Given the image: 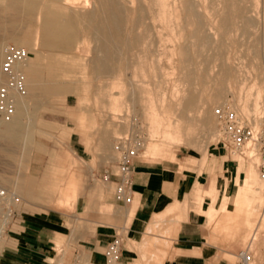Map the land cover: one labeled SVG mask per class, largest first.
I'll return each instance as SVG.
<instances>
[{"label":"rangeland","instance_id":"rangeland-1","mask_svg":"<svg viewBox=\"0 0 264 264\" xmlns=\"http://www.w3.org/2000/svg\"><path fill=\"white\" fill-rule=\"evenodd\" d=\"M38 1L45 4L48 0ZM153 1L116 0L123 13L120 17L123 23L115 31L116 36L110 37L108 32L114 29L106 30L110 13L103 0H58L56 3L62 6L66 16L84 17L85 21L70 51H47L39 42L40 19L35 15L20 17L7 5V0H0V43L28 51L29 69L38 71L43 84V92L41 88L35 93L27 92L25 120L22 123L17 117L11 122V127L19 128L13 133V140L1 139L0 185L19 197L15 211L22 217L38 212L61 217L62 235L48 255L56 254L53 263L48 261L50 264L58 260L60 264H119V261L106 262L105 246L95 252L84 243L97 228L108 230V227L119 235V254L122 247L131 254L128 264H161L167 255L180 219L175 209L168 206L154 216H162L160 222L155 223L153 218L146 233L143 228L130 233V239L123 228L126 220L123 221L121 215L125 206L112 199L114 183L100 179L102 170L108 166L114 168L121 156L122 150L115 148L118 139L127 135L125 138L138 146V155L132 159V171L137 164L161 162L165 165L174 161L180 168L197 164L199 172L207 158L220 149L212 113L216 105L227 102L253 117L258 101V107L263 110L258 121L264 116V0H248L249 26L237 17L227 16L226 10L235 0H192L205 25L202 31L183 14L179 0H168L171 6L175 3L179 11V19L168 23L162 20ZM142 9L144 12L139 17ZM86 14H91L92 18ZM11 26L17 28L16 32L32 31L28 39L35 43L34 50L40 58L26 46L10 40L14 32ZM94 30L100 31L101 40L91 35ZM195 34L209 35V43L201 48L203 45L194 40ZM3 80L0 72V83ZM255 90H261L260 97H256ZM188 96L194 97L190 109L182 102ZM148 119H152L151 122ZM67 128L73 129L69 135ZM3 148L7 149L6 153ZM248 170L252 174L249 185L243 184L242 168L234 175L237 188L231 200L232 210L224 206L219 210L208 208L207 214L217 215L215 225L223 232L238 229L244 233L243 223L250 217L243 242L254 234L251 249L256 254L257 240L264 236V179L258 176L255 166L249 164ZM225 181L233 186L228 179ZM69 184H73L76 199L67 202L64 194H71ZM98 191L104 195L99 197ZM215 191L219 195V191ZM213 193L214 190L209 192ZM186 195L195 204H200L206 196L198 188ZM101 202H107L111 209L100 207ZM183 204L185 207L186 199ZM103 212L109 216L106 224L87 223L101 220ZM239 218L243 220L241 229L235 224ZM17 225L15 214L6 223L0 240V264H8L19 229ZM147 242L151 245L149 248L145 246ZM163 243L168 246H159ZM124 245H128V249Z\"/></svg>","mask_w":264,"mask_h":264},{"label":"crops","instance_id":"crops-1","mask_svg":"<svg viewBox=\"0 0 264 264\" xmlns=\"http://www.w3.org/2000/svg\"><path fill=\"white\" fill-rule=\"evenodd\" d=\"M72 130L67 128V135ZM70 150L75 155L73 149L70 148ZM197 166L192 164L191 168H180L178 162L174 161L165 165L161 162L151 165L137 164L131 172V201L124 205L125 208L121 213L123 221L126 220L123 228L130 239H132L130 233L140 232L143 228L146 233L154 216L168 206H172L176 215L178 214L177 219L179 217L180 219L177 220L167 255L161 264H235V255L243 249L249 237L243 242V235L249 229L251 218L248 217L243 223L244 233L226 230L223 232L218 229L219 226L215 225L217 215L211 217L207 214V209L219 210L224 206L226 210H232L231 200L237 188L234 175L237 169L242 168L244 176L248 170V164H238L237 159L227 156L219 149V152L207 158L205 167L201 171L197 172ZM226 179L233 183L234 187L227 185ZM69 186L71 194H64V199L67 202L75 201L73 184ZM196 188L206 195L200 204L190 201L189 195L185 196L190 192L194 193ZM215 189L219 191V195ZM211 190H214L213 194H209ZM97 195L100 197L104 193L98 191ZM184 199H186L185 207ZM98 205L111 209L107 202H101ZM102 214L101 220L87 223L95 226L106 224L109 216L104 212ZM242 222L241 218L235 220L238 228L242 226ZM16 223L19 229L14 237L11 256L7 259L8 264H46L50 258H54L56 254L49 257L48 255L55 249L56 242L62 235V227H60L62 220L59 215L38 212L27 213L26 217H22L17 212ZM116 233L111 227H108V230L97 228L95 234L88 240H84V243H88V247L93 251L99 252L97 250L108 242L107 238H111ZM81 236L83 237L82 233ZM252 236L254 237V234ZM257 243V253L252 251L253 263L264 264V236L259 237ZM124 247L128 249V245ZM130 256L131 254L125 252L122 247L119 264H128L127 260Z\"/></svg>","mask_w":264,"mask_h":264},{"label":"bare ground","instance_id":"bare-ground-1","mask_svg":"<svg viewBox=\"0 0 264 264\" xmlns=\"http://www.w3.org/2000/svg\"><path fill=\"white\" fill-rule=\"evenodd\" d=\"M56 1L58 0H48L45 4L42 3V1H38V0H7V5L15 12L17 13L20 17L22 16H25V17H31L32 15H35V17L37 19H40V28H41V32L42 34H40L41 36H39V42H40V46L42 47V49H45L47 51H56V50H59V51H70V49L72 48V45L73 43L77 40V35L79 34V32L81 30H83V28L81 27L82 23L85 21V18L84 17H75L74 16H71V15H68L66 16L62 10H61V7H60V4L58 5L56 3ZM63 1V0H61ZM105 3L108 4L109 6V13H110V20L109 22L107 21V26H106V30L108 32L109 29H114V32H108L110 33L109 36L110 37H115L116 36V33L115 31L117 30L118 26L121 25L123 23V20L121 17V15L123 14L122 13V10L121 8L118 6L117 3H115L114 0H103ZM178 1V0H177ZM181 6H182V9H183V14L192 22V24H194L195 26L197 25V28H199L200 31H202V28L205 26L202 22H201V17H199V13H197V10H196V6H195V2H193L192 0H179ZM162 20L163 21H167V23L172 19L173 22L176 20V19H179V11H178V6L175 4H173L171 6V4H169L168 0H154L153 1ZM65 3V2H64ZM250 3V1H249ZM249 3H248V0H235L234 4L232 5V7L230 9H227L226 10V14L227 16H232V17H237L239 19H241L242 23L245 25V26H249L251 25V17L248 16L250 13V8H249ZM63 5V4H61ZM66 5V4H65ZM104 5V4H103ZM249 5V6H248ZM64 8V7H63ZM214 8V7H213ZM65 11V10H64ZM69 11V10H67ZM156 11V13H157ZM180 11V12H181ZM144 10L142 9L141 10V14L139 13V17L143 14ZM212 12V11H211ZM220 12V11H219ZM67 14V13H66ZM182 14V13H181ZM182 14V16H184ZM88 15V14H86ZM158 15V14H157ZM92 15H88L89 18H92L91 17ZM159 17V15L157 16ZM35 18V19H36ZM136 20V18H135ZM160 21V20H159ZM2 22V21H1ZM146 22V21H145ZM171 22V21H170ZM138 23V22H137ZM85 24V23H84ZM144 25V24H143ZM167 25V24H166ZM172 25V24H170ZM31 27V26H30ZM12 30H14V32L12 33L11 37H10V40H12L14 43H16L17 45H23V46H26L27 49L31 52H33L35 55H37L36 57L37 58H40V54L37 53V51L34 50V46H35V43L33 42H29V37H31V33L32 31H29L28 29H26L25 31H22V32H16L17 31V28L15 26H11L10 27ZM123 28V27H122ZM168 28V27H167ZM174 28V27H173ZM187 28V27H186ZM235 28V27H234ZM170 29V27H169ZM32 30V29H31ZM85 30V29H84ZM172 30V28H171ZM170 30V31H171ZM137 31V30H136ZM194 31V30H193ZM192 31V32H193ZM197 31V30H196ZM37 32V31H36ZM39 32H40V29H39ZM84 32V31H83ZM85 33V32H84ZM83 33V35H84ZM196 33V32H195ZM203 33V32H202ZM38 34V33H36ZM150 34V33H149ZM170 34V33H169ZM91 35L96 39V40H101V35H100V31L99 30H94L91 32ZM173 35V34H172ZM179 35V33H178ZM196 35V34H195ZM197 36V35H196ZM195 36V37H196ZM209 36V35H208ZM208 36H205L204 34L200 35V36H197L196 39L194 40H198L200 42V45L202 46L201 48L204 47V45H206V43L208 42L209 38ZM81 37V36H80ZM84 37V36H82ZM89 37V36H88ZM139 37V36H138ZM151 36H149L150 38ZM181 39V37H179ZM81 39V38H80ZM137 40V39H136ZM139 40V38H138ZM141 42V40H139ZM195 41V42H196ZM143 42V41H142ZM147 42V41H146ZM192 42V41H191ZM76 43V42H75ZM209 43V42H208ZM144 45V44H143ZM150 45V44H149ZM193 45V44H192ZM208 45V44H207ZM74 46V45H73ZM199 46V45H197ZM75 47V46H74ZM3 48H4V44L1 42L0 43V60L2 58V51H3ZM74 49V48H73ZM72 49V50H73ZM25 50V49H24ZM182 50H184V48H182ZM26 51V50H25ZM106 53L107 51L104 53V55L106 56ZM138 54V53H137ZM42 55V54H41ZM40 56V57H39ZM169 56V55H168ZM178 56V55H177ZM30 56H28L27 58H25L23 61H20V62H17L15 64V67L16 69H18L20 71V73L22 74V83H23V87H24V94L22 95H16L15 96V100H14V112L12 114V116L8 119V120H1L0 121V142L4 139V137H6L8 140H13V133L18 131L19 128L16 127V126H12L11 127V122L13 119L17 118L18 117V120L20 122L23 123V116L25 115L26 113V99L28 97L27 95V92L29 91L30 93H35L37 92V90H39L41 88V86L43 85L40 81V78H38L37 76V73L38 71L34 70V69H29L30 65L28 63V59H29ZM107 57V56H106ZM36 63V62H35ZM153 64V62H152ZM142 65V64H141ZM158 65V64H157ZM35 66L32 64V67ZM37 66V65H36ZM145 66V65H144ZM144 66H139V68L143 67L144 69ZM152 66V65H151ZM155 66V65H153ZM152 66V67H153ZM39 67V66H38ZM147 67V65L145 66ZM151 67V68H152ZM36 68V67H35ZM186 68V67H185ZM22 69V70H21ZM40 70V69H39ZM149 69L147 68V71ZM142 71V70H141ZM145 71V70H144ZM147 71L145 73H147ZM151 73H152V70H150ZM150 71L148 73H150ZM158 71V70H157ZM40 73V71H39ZM147 73V74H148ZM156 73V71H155ZM183 73V72H182ZM153 74V73H152ZM41 75V74H40ZM153 76V75H152ZM154 78V77H153ZM155 78H156V75H155ZM160 80V79H159ZM161 82V81H160ZM127 85V84H126ZM55 86V85H54ZM137 86V85H136ZM140 86V85H139ZM46 87V86H44ZM56 87V86H55ZM138 87V86H137ZM135 87V88H137ZM142 86H140L141 88ZM47 88H50L47 87ZM53 88V87H52ZM157 88V87H156ZM176 88V87H174ZM55 90H57V88H54ZM62 89V88H61ZM146 89V88H145ZM158 89V88H157ZM173 89V88H172ZM253 89V88H252ZM257 89V88H255ZM42 92H43V89L41 88ZM60 90V89H58ZM63 90V89H62ZM143 90V89H142ZM159 90V89H158ZM157 90V92H158ZM140 91V90H138ZM149 91V90H148ZM260 91L261 90H255V92H257V96L256 97H260ZM39 92V91H38ZM61 92V91H60ZM173 92V90H172ZM179 92V91H178ZM252 92V91H251ZM47 93V91H46ZM133 93V92H132ZM147 93V92H145ZM162 93V92H161ZM177 93V92H176ZM249 95H250V92H248ZM253 93V92H252ZM148 94V93H147ZM132 95V94H131ZM173 95V94H172ZM248 95V94H247ZM133 96V95H132ZM164 96V95H163ZM131 97V96H130ZM134 97V96H133ZM172 97V96H171ZM138 98V97H137ZM148 99V98H147ZM146 99V100H147ZM194 97H184L182 99V102H183V105L186 109H190L192 108L193 106V101ZM138 102L140 99H137ZM136 100V101H137ZM173 100V99H172ZM135 101V102H136ZM164 101V100H163ZM115 102V100H114ZM119 102V101H118ZM256 107H254V114L255 116L257 117V120H255V116L253 117H247L245 114H243L238 108L232 106L231 104H227L229 107L233 108L236 113L244 118V119H250L252 120V122L254 124H258L261 119L258 121L259 119V116L262 115V109L260 107H258V101H256ZM41 103V102H40ZM227 103V102H226ZM152 105V104H151ZM246 113V112H245ZM253 114V113H252ZM253 114V115H254ZM153 116V115H152ZM156 116V115H155ZM154 116V117H155ZM150 118V117H149ZM153 118V117H152ZM158 118V117H157ZM216 119V118H215ZM149 120V119H148ZM152 119H150L149 121L151 122ZM148 121V122H149ZM158 121V120H157ZM258 121V122H257ZM161 122V120H160ZM176 122V121H175ZM180 122V121H179ZM8 123V124H7ZM182 124H184L182 121H181ZM216 123H217V130H216V139L218 140L219 139V125H218V121L216 120ZM154 124V123H153ZM174 124V123H173ZM179 124V123H178ZM4 125H5V129H4ZM27 125V124H25ZM150 125V123H149ZM185 125V124H184ZM28 126V125H27ZM173 127V126H172ZM184 127V126H183ZM183 127H180L182 129H184ZM150 128V127H149ZM179 128V127H178ZM26 129V128H25ZM151 129H153L151 127ZM180 130V129H179ZM25 132V131H24ZM180 132V131H179ZM26 133V132H25ZM17 134V133H16ZM21 134V133H20ZM169 134V133H167ZM181 134V133H179ZM153 135V133H152ZM172 135V133H171ZM127 136V135H126ZM121 137L120 139H118L117 141L120 142V143H117V146L115 145V148H118V147H122L124 143V138L126 137ZM169 136V135H167ZM180 136V135H179ZM182 136V134H181ZM180 136V137H181ZM18 137V136H17ZM2 139V140H1ZM15 140V139H14ZM171 140V139H170ZM7 141V140H6ZM18 141V140H17ZM116 141V142H117ZM217 142V141H216ZM7 143V142H6ZM13 143V142H12ZM8 144H11V143H8ZM17 144V143H15ZM1 145V143H0ZM134 145L136 146V148H138L137 144L134 143ZM3 146V144H2ZM5 147V146H4ZM1 150V148H0ZM2 151H4V153H6L7 149L6 148H3ZM227 156L229 157H232L234 159H237L238 161V164H241V163H246V164H250V165H253L256 167V163H257V158H256V155L251 152L250 150H247L245 151V154L244 156H241L240 154L238 153H235V152H230V153H225ZM138 155V154H137ZM257 169V167H256ZM251 177H252V174L250 173L249 170H247L246 174L244 175L243 177V184H246V185H249L250 184V180H251ZM262 179V178H261ZM253 183V182H252ZM241 185V184H240ZM249 197V196H248ZM235 198V193L233 195V198L232 200H234ZM127 205V204H126ZM161 218L162 216L160 217V215L156 216L154 218L155 223L157 222H160L161 221ZM10 221V215H4L1 219H0V240L1 238L3 237L4 235V229H5V226H6V223H8ZM235 229V228H234ZM241 229V228H239ZM238 231V229H236ZM241 232V230H240ZM159 244V243H157ZM146 247H150V243L147 242V245H145ZM144 246V249H146ZM158 246V245H157ZM159 246H162V248L164 247H167L168 244H160ZM163 250V249H162ZM145 251V254L148 253V250H144ZM163 252V251H162ZM144 257V256H142ZM49 260V259H48ZM52 263H53V259L50 258V260ZM61 260H58L57 262H54L56 264H60ZM117 261H112L111 263H115ZM143 262H144V258H143ZM49 263V262H48ZM144 264H146L144 262Z\"/></svg>","mask_w":264,"mask_h":264},{"label":"built area","instance_id":"built-area-1","mask_svg":"<svg viewBox=\"0 0 264 264\" xmlns=\"http://www.w3.org/2000/svg\"><path fill=\"white\" fill-rule=\"evenodd\" d=\"M29 56V52L22 47L6 44L2 51L0 72L4 77L0 83V121L8 120L14 112V100L16 95L24 94L22 74L16 69L15 64ZM212 113L219 125L218 147L223 153L235 152L244 156L245 151L250 150L257 158V174L264 179V116L258 124L252 120L240 117L236 111L226 103L218 104L212 109ZM119 160L114 168L105 167L100 174L102 181L112 180L114 183L112 199L117 204H129L132 197V159L137 155V148L124 138ZM120 143V142H119ZM19 197L0 185V219L4 215H10V219L16 214L15 205ZM253 236H249L243 249L235 255V264H251L254 255L251 250ZM120 238L114 234L105 244L103 255L106 262L119 260Z\"/></svg>","mask_w":264,"mask_h":264}]
</instances>
